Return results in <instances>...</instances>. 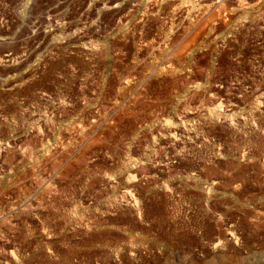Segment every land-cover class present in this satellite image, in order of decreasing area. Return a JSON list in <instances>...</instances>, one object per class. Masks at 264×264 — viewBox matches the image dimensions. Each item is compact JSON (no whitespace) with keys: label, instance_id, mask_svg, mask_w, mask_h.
<instances>
[{"label":"rangeland","instance_id":"rangeland-1","mask_svg":"<svg viewBox=\"0 0 264 264\" xmlns=\"http://www.w3.org/2000/svg\"><path fill=\"white\" fill-rule=\"evenodd\" d=\"M0 264H264V0H0Z\"/></svg>","mask_w":264,"mask_h":264},{"label":"bare ground","instance_id":"bare-ground-1","mask_svg":"<svg viewBox=\"0 0 264 264\" xmlns=\"http://www.w3.org/2000/svg\"><path fill=\"white\" fill-rule=\"evenodd\" d=\"M202 25V24H201ZM197 31V30H196ZM199 32V31H198ZM197 33V32H196ZM196 36V35H195ZM194 40V39H193Z\"/></svg>","mask_w":264,"mask_h":264}]
</instances>
